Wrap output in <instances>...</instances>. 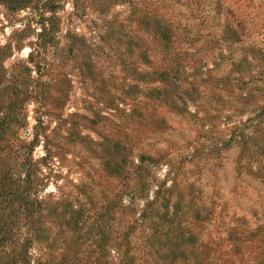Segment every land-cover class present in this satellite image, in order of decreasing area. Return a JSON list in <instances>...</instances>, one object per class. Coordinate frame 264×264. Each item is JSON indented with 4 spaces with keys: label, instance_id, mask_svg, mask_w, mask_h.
<instances>
[{
    "label": "rangeland",
    "instance_id": "rangeland-1",
    "mask_svg": "<svg viewBox=\"0 0 264 264\" xmlns=\"http://www.w3.org/2000/svg\"><path fill=\"white\" fill-rule=\"evenodd\" d=\"M0 190V264H264V0L0 1Z\"/></svg>",
    "mask_w": 264,
    "mask_h": 264
},
{
    "label": "trees",
    "instance_id": "trees-1",
    "mask_svg": "<svg viewBox=\"0 0 264 264\" xmlns=\"http://www.w3.org/2000/svg\"><path fill=\"white\" fill-rule=\"evenodd\" d=\"M1 2H16L19 6H24V5H26V4H29L30 2H32V1H34V0H0ZM0 194L1 195H3L4 194V190H0ZM181 199H183V197H181ZM76 220H78L79 218H80V214L79 213H77L76 212ZM97 228V227H96ZM78 229H80V227H73V231L75 232V231H79ZM237 233H238V231H236ZM79 233V232H78ZM102 228L101 229H99V231H98V236H99V234H100V237H102ZM245 234V233H244ZM233 235V233H231V235H230V238L231 239H234V238H238V240L239 241H242L243 243H245V242H247V241H249V239H253L252 237H244V236H240L239 235V233H238V237L237 236H232ZM179 236V235H178ZM187 237L189 238V240H190V244L191 245H194V242H195V239H194V237H192L191 235H187ZM186 237H185V234L183 235V236H179V238L178 237H173V238H171V243H173V244H175V247L178 249L183 243H185L187 240L185 239ZM98 239V241L100 240L99 239V237H97V238H95V240H97ZM94 240V244L96 245V241ZM172 240H174V241H172ZM181 240V241H180ZM250 240V241H251ZM99 245V244H98ZM242 245V244H241ZM107 247H108V245H106ZM170 246H172V244L170 245ZM189 247H190V245H189ZM188 247V248H189ZM223 247L224 246H220V247H218V252H219V254L221 255V252L223 251ZM236 248L238 247V245L236 244V246H235ZM103 248H104V246L103 245H101L100 246V249H102V251H103ZM123 248V245H120V247H119V249H122ZM182 253H181V255L183 256L184 254H186L187 253V248H184V245H183V247L181 248V250H180ZM249 253H251V251H248ZM92 253H96V251L95 250H93L92 251ZM123 253V252H122ZM195 253H196V251H195ZM70 254V253H69ZM68 254V255H69ZM207 254V256L210 258L211 257V254H210V252L209 253H206ZM218 254V256H220ZM244 257H245V254H244ZM252 258V254L250 255V259ZM258 259V258H257ZM122 260H123V258L121 259V262H122ZM251 261H253V262H255L256 260H254V259H252ZM77 261H75V262H67V264H77L76 263ZM175 262H176V264H177V259L175 260ZM65 263V261L64 262H61V263H58V264H64ZM84 264H90V263H84ZM175 264V263H174ZM195 264H203V263H201V262H197V263H195Z\"/></svg>",
    "mask_w": 264,
    "mask_h": 264
}]
</instances>
